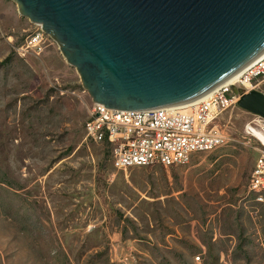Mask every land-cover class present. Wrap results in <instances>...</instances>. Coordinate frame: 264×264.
<instances>
[{
  "label": "rangeland",
  "instance_id": "obj_1",
  "mask_svg": "<svg viewBox=\"0 0 264 264\" xmlns=\"http://www.w3.org/2000/svg\"><path fill=\"white\" fill-rule=\"evenodd\" d=\"M34 28L0 0V264H264V201L247 194L262 118L237 104L217 149L116 168L58 45L17 53Z\"/></svg>",
  "mask_w": 264,
  "mask_h": 264
},
{
  "label": "water",
  "instance_id": "obj_2",
  "mask_svg": "<svg viewBox=\"0 0 264 264\" xmlns=\"http://www.w3.org/2000/svg\"><path fill=\"white\" fill-rule=\"evenodd\" d=\"M12 1L110 109L190 103L264 53V0ZM233 90L240 108L264 118L260 91Z\"/></svg>",
  "mask_w": 264,
  "mask_h": 264
},
{
  "label": "built area",
  "instance_id": "obj_3",
  "mask_svg": "<svg viewBox=\"0 0 264 264\" xmlns=\"http://www.w3.org/2000/svg\"><path fill=\"white\" fill-rule=\"evenodd\" d=\"M46 37L42 28L35 25L17 53L21 56L39 53ZM234 86L244 92L257 90L264 95V53L233 81L224 82L187 104L118 110L93 103L84 124L86 138L101 144L116 168L186 165L192 154L213 151L226 143L227 137L215 121L223 111L237 105L239 95L234 92ZM247 194L257 202L264 201L263 144L249 175Z\"/></svg>",
  "mask_w": 264,
  "mask_h": 264
},
{
  "label": "bare ground",
  "instance_id": "obj_4",
  "mask_svg": "<svg viewBox=\"0 0 264 264\" xmlns=\"http://www.w3.org/2000/svg\"><path fill=\"white\" fill-rule=\"evenodd\" d=\"M239 73H240V71H238L237 73H235L234 75H232V76L227 80V82H228V81H233ZM207 94H208V93H207ZM207 94H206V95H207ZM204 96H205V95H204ZM204 96H202V97H204ZM202 97H201V98H202ZM249 133H251L253 136H256V134H258V135L260 136V137H258L259 140H260V141L262 142V144L264 145V134L260 133L259 131L255 130V129L250 130Z\"/></svg>",
  "mask_w": 264,
  "mask_h": 264
}]
</instances>
